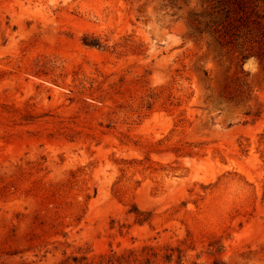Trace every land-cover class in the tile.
I'll return each instance as SVG.
<instances>
[{
    "label": "rangeland",
    "instance_id": "374dc122",
    "mask_svg": "<svg viewBox=\"0 0 264 264\" xmlns=\"http://www.w3.org/2000/svg\"><path fill=\"white\" fill-rule=\"evenodd\" d=\"M0 264H264V0H0Z\"/></svg>",
    "mask_w": 264,
    "mask_h": 264
}]
</instances>
